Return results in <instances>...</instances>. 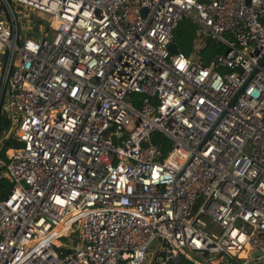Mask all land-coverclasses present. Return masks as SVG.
<instances>
[{
	"label": "built area",
	"instance_id": "2783aa9c",
	"mask_svg": "<svg viewBox=\"0 0 264 264\" xmlns=\"http://www.w3.org/2000/svg\"><path fill=\"white\" fill-rule=\"evenodd\" d=\"M0 115V264H264V0H0Z\"/></svg>",
	"mask_w": 264,
	"mask_h": 264
},
{
	"label": "trees",
	"instance_id": "16d2710c",
	"mask_svg": "<svg viewBox=\"0 0 264 264\" xmlns=\"http://www.w3.org/2000/svg\"><path fill=\"white\" fill-rule=\"evenodd\" d=\"M196 30V24L187 18H183L174 30L173 41L177 43L180 52L186 56H189L193 51ZM200 50L202 53L203 64H208L212 56L215 53L221 52L223 48L221 44H216L214 41L209 40ZM8 126L9 121L4 116L0 115V136L2 132L8 128ZM151 140L152 142L157 144L164 153L168 151L170 142L163 134L154 132L151 134ZM19 144V141L15 138L14 135H9L8 137L4 138L2 141V147L0 149V158L5 159L8 149L11 147L19 146ZM2 172L3 168L0 167V199L6 197L12 189V184L4 175H2ZM178 263L193 264L185 257H181V260L179 262H176V264Z\"/></svg>",
	"mask_w": 264,
	"mask_h": 264
},
{
	"label": "rangeland",
	"instance_id": "374dc122",
	"mask_svg": "<svg viewBox=\"0 0 264 264\" xmlns=\"http://www.w3.org/2000/svg\"><path fill=\"white\" fill-rule=\"evenodd\" d=\"M41 16H42L41 18H43L44 21H47V19L50 18V15L45 14V13H41ZM154 263L158 264V261H157L156 257L155 256L152 257V255H149L148 258H147L146 264H154ZM167 264H176V263L170 261ZM178 264H181V263H178ZM215 264H217V262H215Z\"/></svg>",
	"mask_w": 264,
	"mask_h": 264
},
{
	"label": "water",
	"instance_id": "95a60500",
	"mask_svg": "<svg viewBox=\"0 0 264 264\" xmlns=\"http://www.w3.org/2000/svg\"><path fill=\"white\" fill-rule=\"evenodd\" d=\"M169 51L172 53V54H177L178 52H180L179 48H178V45L175 41H173L170 45H169ZM253 256L257 255V251H254Z\"/></svg>",
	"mask_w": 264,
	"mask_h": 264
}]
</instances>
